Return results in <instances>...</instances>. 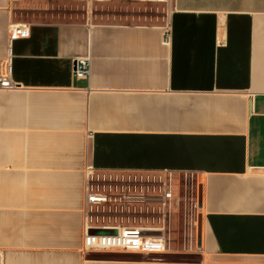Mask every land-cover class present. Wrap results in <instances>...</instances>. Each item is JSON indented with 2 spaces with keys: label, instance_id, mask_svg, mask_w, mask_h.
Returning <instances> with one entry per match:
<instances>
[{
  "label": "crops",
  "instance_id": "obj_1",
  "mask_svg": "<svg viewBox=\"0 0 264 264\" xmlns=\"http://www.w3.org/2000/svg\"><path fill=\"white\" fill-rule=\"evenodd\" d=\"M95 4L0 0V264H264V0ZM89 167L192 179L169 253L84 250Z\"/></svg>",
  "mask_w": 264,
  "mask_h": 264
},
{
  "label": "built area",
  "instance_id": "obj_2",
  "mask_svg": "<svg viewBox=\"0 0 264 264\" xmlns=\"http://www.w3.org/2000/svg\"><path fill=\"white\" fill-rule=\"evenodd\" d=\"M87 3L112 0H75ZM29 27L14 29L11 42L27 38ZM171 34H164L163 43L170 42ZM10 51L1 63L0 89L14 90L12 81L13 58ZM77 80L89 81L91 58L79 57L74 61ZM189 193L192 179L176 178L172 172L137 173L127 171H100L89 167L85 171L84 190V250L92 254L150 257L170 252L172 215L177 186ZM199 192V185L197 187ZM199 199V196H198ZM103 231L106 234H100Z\"/></svg>",
  "mask_w": 264,
  "mask_h": 264
},
{
  "label": "rangeland",
  "instance_id": "obj_3",
  "mask_svg": "<svg viewBox=\"0 0 264 264\" xmlns=\"http://www.w3.org/2000/svg\"><path fill=\"white\" fill-rule=\"evenodd\" d=\"M95 9L98 11H103L104 9H102V4H95ZM105 10H108V8H105ZM184 190H182L183 192ZM183 196V194H182ZM198 196H199V192L197 191V195H196V203H198ZM198 227H199V221L197 220V225L195 227V242L198 243ZM176 234L178 235L176 238V245L178 246V248H180V242L183 243V229H182V225H179L178 228L176 229ZM181 240V241H180Z\"/></svg>",
  "mask_w": 264,
  "mask_h": 264
},
{
  "label": "water",
  "instance_id": "obj_4",
  "mask_svg": "<svg viewBox=\"0 0 264 264\" xmlns=\"http://www.w3.org/2000/svg\"><path fill=\"white\" fill-rule=\"evenodd\" d=\"M202 201V192L201 189L199 191V203L201 204ZM100 234H106V232L100 231ZM201 237H202V223L201 220H199V227H198V241L201 242Z\"/></svg>",
  "mask_w": 264,
  "mask_h": 264
}]
</instances>
